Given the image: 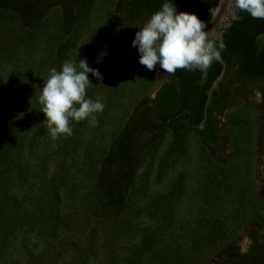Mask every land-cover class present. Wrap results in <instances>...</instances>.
<instances>
[{"label":"rangeland","instance_id":"374dc122","mask_svg":"<svg viewBox=\"0 0 264 264\" xmlns=\"http://www.w3.org/2000/svg\"><path fill=\"white\" fill-rule=\"evenodd\" d=\"M115 3L89 0L71 30L59 6L36 24L0 17V264H217L264 235L258 94L224 112L226 150L167 130L102 206L110 143L163 83L155 29L122 36Z\"/></svg>","mask_w":264,"mask_h":264},{"label":"trees","instance_id":"16d2710c","mask_svg":"<svg viewBox=\"0 0 264 264\" xmlns=\"http://www.w3.org/2000/svg\"><path fill=\"white\" fill-rule=\"evenodd\" d=\"M88 1L0 0V17L12 18L19 23L36 24L44 20L48 11L59 6L62 11L63 26L67 30H71ZM181 1L171 0V6L175 5L176 11L190 7L194 12H207L210 4V0H183L182 3ZM166 2L167 0H132L131 7L134 10L133 13L137 14L141 12L142 6H148L146 8L150 10L158 7L160 3L164 6ZM211 4L214 3L211 2ZM237 24L238 22L234 28L229 29L240 31L241 29ZM193 25L199 26V23L195 21ZM189 33L190 30L185 33V36ZM240 39L242 43L239 44L236 60H231L223 53L220 55L228 61L229 65L239 63L240 72L264 78V50H261V48H264V44L245 43L243 38L240 37ZM153 41L155 43L157 39L153 38ZM181 41L179 37L171 32L168 45L172 48L171 57L176 61V64L174 68L171 67L170 80L164 81L154 98H144L139 102L121 131L110 143L100 169V182L104 192L102 206L104 208L110 207L124 194L142 159L154 148L167 130L172 132L177 141L193 129L203 139L204 144L209 145L207 147H209L212 155H216L218 151L226 150V137L225 135L222 137V142V138L215 133L212 121L208 120L204 128L195 126L204 119V108L209 90L214 80L219 76L222 64L213 59L211 61L213 65L208 69L205 78L203 77V71L200 69H195L191 75L192 72L185 49L178 52L177 46ZM66 44L63 43L57 48L56 56L59 60H63L68 55ZM163 70L164 67L160 70L161 80L163 79ZM225 80L226 76L213 93L208 108L209 115L217 112V115L221 116L228 105L224 104L218 110L214 107V103L219 101L220 96L231 94L229 90H223ZM261 112L264 114V103L261 106ZM206 137H209L210 141H207ZM260 149L262 152V145ZM10 201L8 197L2 195V184L0 182V206L11 205ZM249 237L254 240V243L250 244L246 251H242L239 245L228 246L219 252L216 263L264 264V235L252 231L249 233ZM176 256H180V254L177 253ZM173 257L171 255V264H178L181 261L180 259L175 260L176 257Z\"/></svg>","mask_w":264,"mask_h":264},{"label":"flooded vegetation","instance_id":"af4514ba","mask_svg":"<svg viewBox=\"0 0 264 264\" xmlns=\"http://www.w3.org/2000/svg\"><path fill=\"white\" fill-rule=\"evenodd\" d=\"M218 1L219 0H210V4L208 6L207 12H201V11L194 12L190 7H186L183 10L176 11L175 5L171 6V0H167L164 6L161 5L160 3L158 7L153 8L154 7L153 6L152 7L153 9L150 10L146 8L148 6H142L141 12L134 14L133 13L134 10L131 7L132 0H116V3L114 4L115 5L114 21L117 24V26H119L122 36L126 38L132 37L140 29L143 28L153 27L155 29L153 38L157 39V41L154 44L156 50L159 51V53L163 58L162 67H164V70L162 73V78H163L162 82L164 83L165 80H170L171 67L174 68L176 64V61L171 57L172 48L170 45H168L169 35L171 36V32H172L175 36L179 37V39L182 40L181 43H178L177 48H178V52L183 50L180 47V45L183 43V40L186 39V37L192 32L194 28L199 27L205 20H209L211 18V9L217 5ZM182 2L183 0L181 1V3ZM211 2L214 4H211ZM240 2L242 3V6L235 8V13L237 15V18H233V15L231 13H229L228 15L229 19L227 21L231 22L230 26H225L224 23H221L215 28L216 31L214 34L210 32H206L204 34V39L207 48L209 50L219 55L223 53L227 57H230L231 60H236L238 57V52H239L238 47L239 44L242 43L240 37L244 39L245 43L264 44V0H254L249 2H246L245 0H241ZM195 21L199 23V26L193 25V22ZM237 22H238L237 25L241 30L240 31H234L233 29L230 30L229 28H234ZM189 30L190 33L185 36V33ZM262 49L264 50V48H261V50ZM185 52L189 60V67L191 68L190 69L191 72L192 71L194 72L195 69H199L193 67V64L186 50ZM192 53L198 59H201L203 57L204 49H203V44L201 43L200 40L195 42L194 45L192 46ZM213 59L215 58L211 56H206L202 59V65L206 67L207 72L210 66L212 67L213 65V63L211 62ZM240 71L241 70L239 63H235L234 65L233 64L229 65L228 63L227 72L225 75L226 80L223 85V90L224 91L229 90L231 94L229 96L222 95L219 97V101L214 103V107L216 110L220 109V107L223 106L224 104L226 105L228 104L226 109L224 110L225 112L228 108H230L240 99L246 97H252L253 94H258L259 109L261 110V106L264 103V78L250 76L249 74L242 73ZM193 72L191 73V75L193 74ZM203 77L204 78L206 77L204 76V71H203ZM223 114L221 116H218L217 112L211 115L207 114V119H206V122L208 120L212 121V124L215 127V133L220 138L224 136V130H225L223 127L224 123L222 122ZM204 117H205V108H204ZM195 126L197 127V125ZM204 126L202 128H204ZM263 126H264V122H263ZM261 135L263 136L262 139H261ZM201 140L203 141L202 138ZM206 140L210 141V138L206 137ZM222 142H223V138H222ZM259 144L260 147L262 145L264 149L263 127L261 128V132H260ZM252 243H254V240L250 239V244Z\"/></svg>","mask_w":264,"mask_h":264},{"label":"water","instance_id":"95a60500","mask_svg":"<svg viewBox=\"0 0 264 264\" xmlns=\"http://www.w3.org/2000/svg\"><path fill=\"white\" fill-rule=\"evenodd\" d=\"M241 0H219L217 5L211 9V18L209 20H205L199 27L194 28L191 32V34L184 40V42L180 45L182 49H185L188 53V56L193 64L194 68H199L200 70L204 71V76H206L207 69L205 66L202 65V59L206 56H211L215 59H217L222 64V70L219 74V76L214 80L212 83L209 94L207 97V101L205 104V117L202 123L197 125V127L202 128L206 122L207 114H208V107L210 105V102L213 97L214 91L219 87L221 82L224 80L228 62L219 54L209 50L207 48L204 34L206 32L215 33V28L221 24L224 23L225 26H230L231 22L227 21L229 19V13L233 15V18H237V15L235 13V8L241 7L242 3ZM246 2L254 1V0H245ZM198 40L201 41L203 44L204 49V55L201 59H198L193 53H192V46L195 42Z\"/></svg>","mask_w":264,"mask_h":264}]
</instances>
